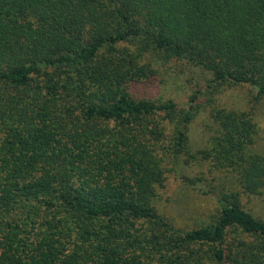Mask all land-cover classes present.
Listing matches in <instances>:
<instances>
[{
  "label": "trees",
  "instance_id": "trees-1",
  "mask_svg": "<svg viewBox=\"0 0 264 264\" xmlns=\"http://www.w3.org/2000/svg\"><path fill=\"white\" fill-rule=\"evenodd\" d=\"M172 62L264 100V0H0V264H264L255 107L213 106L194 150L197 94L132 90ZM191 159L229 182L188 229L159 192Z\"/></svg>",
  "mask_w": 264,
  "mask_h": 264
},
{
  "label": "rangeland",
  "instance_id": "rangeland-1",
  "mask_svg": "<svg viewBox=\"0 0 264 264\" xmlns=\"http://www.w3.org/2000/svg\"><path fill=\"white\" fill-rule=\"evenodd\" d=\"M162 78H157L150 83H143L132 90L135 95L149 99L172 98L182 106H187L189 98L198 95L201 105L197 119L191 125V144L194 150L204 148L207 140L214 133L215 124L211 118L212 107L221 105L234 107L239 105L244 108L255 107L256 120L260 132L256 143L251 147L252 152H264V100L254 102V93L251 90H228L218 96L214 105L210 103L208 88L209 74L199 68L190 67L185 63L172 62L162 67ZM210 140V139H209ZM174 167V166H172ZM198 179L190 184L188 180ZM229 174L211 173L209 163L183 160L168 173V180L164 189L160 190L163 203L160 207L170 214L178 217V226L191 229L209 220L217 209V191L221 184L228 183ZM231 179V177H230ZM243 206L255 217L264 220V195L242 197Z\"/></svg>",
  "mask_w": 264,
  "mask_h": 264
}]
</instances>
